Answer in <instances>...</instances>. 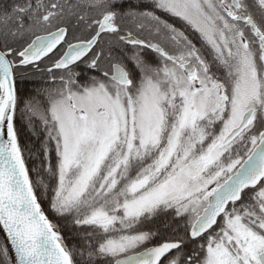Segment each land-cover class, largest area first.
Segmentation results:
<instances>
[{"label":"snow or ice","instance_id":"snow-or-ice-1","mask_svg":"<svg viewBox=\"0 0 264 264\" xmlns=\"http://www.w3.org/2000/svg\"><path fill=\"white\" fill-rule=\"evenodd\" d=\"M0 233V264H264V0H0Z\"/></svg>","mask_w":264,"mask_h":264},{"label":"trees","instance_id":"trees-1","mask_svg":"<svg viewBox=\"0 0 264 264\" xmlns=\"http://www.w3.org/2000/svg\"><path fill=\"white\" fill-rule=\"evenodd\" d=\"M20 87L25 88L27 90H31L33 85L31 83H27V84H24V85H20ZM29 166H31V164H29ZM69 243H71V241H69Z\"/></svg>","mask_w":264,"mask_h":264},{"label":"water","instance_id":"water-1","mask_svg":"<svg viewBox=\"0 0 264 264\" xmlns=\"http://www.w3.org/2000/svg\"><path fill=\"white\" fill-rule=\"evenodd\" d=\"M0 236H1L2 240H3V234L2 233H0Z\"/></svg>","mask_w":264,"mask_h":264},{"label":"flooded vegetation","instance_id":"flooded-vegetation-1","mask_svg":"<svg viewBox=\"0 0 264 264\" xmlns=\"http://www.w3.org/2000/svg\"><path fill=\"white\" fill-rule=\"evenodd\" d=\"M0 243H2V240H1V238H0Z\"/></svg>","mask_w":264,"mask_h":264}]
</instances>
